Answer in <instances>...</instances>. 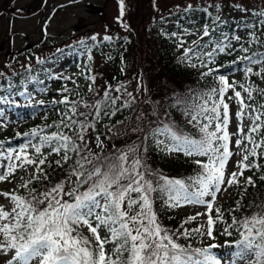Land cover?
I'll return each instance as SVG.
<instances>
[{
  "label": "snow or ice",
  "instance_id": "6c2138e0",
  "mask_svg": "<svg viewBox=\"0 0 264 264\" xmlns=\"http://www.w3.org/2000/svg\"><path fill=\"white\" fill-rule=\"evenodd\" d=\"M116 3L115 22L128 33L122 38L127 45L134 30L127 19L128 3ZM223 7L216 0L204 7L209 22L194 32L159 33L175 42L178 64L202 69L201 80L215 76L213 86L189 89L187 94L173 91L168 102V109L180 111L193 132H186L171 118L170 111L164 110V104L152 98L143 72L136 74L133 90L118 80L115 85L105 81L97 89L102 74L93 67L94 49L120 37L92 34L87 41L77 40L74 54L81 58L77 65L81 70L72 76L49 74L48 79H62L65 84L58 89V98L53 97L47 105L44 100L32 104L34 95L27 85H43L44 80L34 74L31 63L22 65L24 90H15L9 82L10 95L0 96V103L16 104L13 97H20L28 101V106H51L57 119L16 133L25 141L17 148L9 147L6 154L0 151V159L8 161L0 168V182L11 185L0 190L3 264H264V205L257 206L258 211L249 216L237 218L235 212L242 207L237 200L228 210L230 221H226L219 203L233 187L243 193L257 187L255 174L264 173L260 162L264 160V104L254 98V93L264 97V89L230 79L221 73L224 65L217 62L218 56L237 54L232 65L243 64L248 78L264 79V51L249 54L253 45L264 48V7L250 13L243 0H233L231 5L255 17L250 28L245 26L249 46L240 43L239 34L217 37L218 27L224 23ZM153 9L159 10L155 0ZM192 9L193 5L187 4L184 11ZM35 59L38 65L45 63L40 57ZM106 59L114 58L108 55ZM119 62L120 73L126 74L123 52L119 53ZM255 65L259 67L254 71ZM5 78V72L0 71V80ZM80 80L87 82L83 88ZM37 91L45 93L47 87ZM126 109L134 113L130 125L114 119ZM129 132L136 142L125 141L123 147H117L114 141ZM153 148L170 157L190 159L194 174L169 176L153 169L148 162ZM53 156L57 158L51 161ZM53 164L66 173L55 183L48 171ZM20 170L24 175L17 180ZM259 181L264 183V174L259 175ZM36 184H43V190ZM157 201L167 209L194 206L203 211L169 229L160 220ZM200 218L204 223L186 227ZM218 224L224 225L220 235L231 237L234 231L239 235V239L225 241L223 247L232 250L227 257L214 251L221 248L217 243L201 247L192 243L195 236L201 241H215Z\"/></svg>",
  "mask_w": 264,
  "mask_h": 264
},
{
  "label": "rangeland",
  "instance_id": "374dc122",
  "mask_svg": "<svg viewBox=\"0 0 264 264\" xmlns=\"http://www.w3.org/2000/svg\"><path fill=\"white\" fill-rule=\"evenodd\" d=\"M155 2L158 4V11L153 9L154 0H127V19L134 30L129 36L131 43L128 44L126 74L120 73V67L112 65L111 62L107 63L96 55L93 67L97 73L102 74L98 76V90L105 81L115 85L117 80L126 83L129 90H133L136 87V74L143 72L145 83L151 89L150 95L153 99L160 100L164 104V110H167L166 108L173 91L187 94L191 87L184 81L171 77L172 75H166L155 62L159 44L153 37L155 34L154 22L161 17L165 20H170L175 14L184 12L187 4H192L193 8H200L212 4L213 0H155ZM216 2L224 5L222 12L224 17L230 16L232 19H240L247 18L250 15L238 12L231 7L233 0H216ZM236 2H240V0H236ZM243 2L248 5L250 13L264 7V0H243ZM177 5H179V8L176 7ZM117 14L116 0H76L75 3L72 0H0V71L5 72L6 76H11L13 73H22L24 75L22 65L31 63L33 68H35L38 65L35 58L40 57L43 59L45 63L41 65L42 71L36 73V75L44 80V84H28L27 87L34 95L33 105L38 100H44L47 105L53 97L58 98V89L65 84L62 79H48L49 74L72 76L81 70L77 67L81 63V58L74 54V52L78 51L74 47L77 40L84 39L87 41V38L92 34H99L100 37L105 34H111L113 37H120L121 39L119 40L123 43L122 38L128 33L116 24L115 17ZM254 19L255 17L250 21H242L240 26L234 29V35L239 34L241 37L240 43L245 46L250 44V36L245 31V26L247 25L250 28ZM233 44H236V42L233 41ZM236 46L239 47V44H236ZM257 48V46L253 45L250 51ZM57 49H66V51L60 53L57 52ZM53 55H56V57L50 59ZM236 58L237 54H225L218 56L217 60L226 68H236V72L228 75V77L243 84L245 78L244 65L236 66L231 63ZM224 60L228 61L229 64L226 65V62H223ZM5 65H10V67L5 68ZM258 67V65L253 66V70L255 71ZM113 77H116V79H113ZM86 83V81L80 80L82 88ZM1 84L6 86L3 82ZM14 86H17L14 87L15 90H24L19 88L18 84ZM45 86L47 87V92L40 93L37 91ZM68 86L72 87L71 84H68ZM9 95V90L5 88L0 96L9 97ZM13 99L17 101L16 104L0 103V112L3 113L0 115V151H4L5 154L9 147L17 148L25 141L23 136L17 137L16 133L28 132L33 127L43 126L57 119L56 110L51 106L38 108L28 106V101L23 98L13 97ZM148 107L150 108V106ZM45 116L48 117L47 120L44 119ZM177 124L180 126L181 121H177ZM184 130L186 132L194 131L186 122ZM100 131H104L103 126H100ZM129 138L131 139L130 143L136 142V138L133 139V135L129 132L128 135L117 139H121L120 144L122 145L118 146L116 144L117 147H123L125 141H128ZM151 151H155L162 162H166V165L169 166V169L165 170V174L169 176L178 174L175 168L173 170L170 169V167L172 168L170 163L185 160L191 163L190 159L182 155L170 157L154 148ZM151 157L152 153L148 157V162L152 166ZM56 158L53 156L50 157V160L54 161ZM7 162L0 159V168ZM20 175H24L23 170L17 173V180ZM247 175L252 174L247 173ZM254 178L258 180L259 175L255 174ZM10 187L11 185L8 183L0 182V190H7ZM241 190L233 187L230 190V194L225 195L219 201L225 213L232 208L233 204L231 203L235 201ZM165 211L174 218L177 228L187 216L194 214L196 211H203V209L194 206L176 209L164 208L160 210V213ZM257 211L258 209L255 212ZM228 219L230 220L231 217L225 215V220L227 221ZM201 223H204L203 218L197 219L195 222L186 225V227L194 228ZM223 227L224 225L222 224L217 225V239L215 241H209L207 238L201 241L199 236H195L192 240L193 245L201 247L203 244L217 243L221 245V248L214 251L227 257L232 250L223 247V245L225 241L235 239L220 235ZM83 231L87 233L86 229ZM181 243H184V241H181ZM0 264H3L2 260H0Z\"/></svg>",
  "mask_w": 264,
  "mask_h": 264
},
{
  "label": "trees",
  "instance_id": "16d2710c",
  "mask_svg": "<svg viewBox=\"0 0 264 264\" xmlns=\"http://www.w3.org/2000/svg\"><path fill=\"white\" fill-rule=\"evenodd\" d=\"M215 15V11L213 9H209ZM223 17L224 23L220 24L217 30V37L223 38L224 36H233L234 35V29L236 27L240 26V23L242 21H250L253 19V15H249L247 18H240V19H232V17ZM208 15L204 12V7L200 8H193L191 11L188 12H181L178 14H175L171 17L170 20H161L158 19L154 22V31L155 34L153 35L154 39L158 41L159 49L157 52V55L155 56V62L157 63L158 67L168 76L174 77L177 80L184 81L187 83L192 90H200L201 88L213 86L215 82V76L210 78H205L204 80L200 79L199 71L197 69H191L184 65L178 64L176 62V55H177V49L175 47V42L171 39H165L163 36L159 35L162 31L166 32H182L183 30H188L189 32H194L197 29L201 28L203 24L208 23ZM191 39H195V37H191ZM233 43V41H232ZM258 47V46H257ZM264 51V48H257L256 50H251L249 54H251L252 51ZM123 52L124 56L126 57L127 62V53H128V44L125 45L124 43L120 42V40H114L111 43L104 42L100 47H97L94 49V54L98 57H100L103 61L111 62L112 65L121 67L122 65L119 62V53ZM108 55H111L114 59L113 60H107L106 57ZM242 55V54H239ZM56 55H53L50 59L55 58ZM218 62V60H217ZM223 62H226V65L229 64L228 61L224 60ZM220 64V62H218ZM216 66L215 64L213 65ZM41 65H37L34 69L36 70V73H39L41 71ZM236 68H222L221 73L228 76L232 75L236 72ZM19 75H11L6 76V78L1 81L0 80V95L2 94L3 89H8V83L11 82L13 86L15 84L19 85V88L21 87V79L26 75L22 73H18ZM3 82L6 84V86H3L1 84ZM247 83H253L255 88L258 89H264V79H261L259 76H252L250 78L246 77L244 78L243 84ZM17 87V86H14ZM9 90V89H8ZM162 95V94H159ZM157 95V96H159ZM254 98L256 99L257 103L264 104V97L255 95ZM148 107V106H146ZM170 111L171 117L177 122L181 121V127L184 128V124L186 122L185 117L182 115V113L176 109H168V106L166 108ZM134 113L130 112L129 110H124L123 113L118 114L115 119H123L125 121L126 125L131 124V119ZM108 121H104V125H107ZM133 135V134H132ZM133 139H135V135H133ZM120 140H115L114 142L118 144V146H122L120 144ZM128 143L131 142V139L129 138ZM152 157L150 158L152 160V168L161 170L165 174V170L169 169V166L166 165V162H162L161 158L158 154H156L155 151H151ZM149 153V154H150ZM262 164H264V160L260 161ZM172 165V168L170 169H176V172H178L177 175H171V176H179L184 177L188 175H192L194 170V165H192L188 160L185 161H177L174 163H170ZM49 176L51 178L52 183H55L59 181L63 176L66 175V173L60 169H57L55 165L53 164L51 169H48ZM62 174V175H61ZM253 174V173H251ZM257 175H261L264 173H256ZM258 177V176H257ZM257 181V187L252 188L249 187L246 193H243V190L239 192L237 195V198L235 201L231 204H233L232 207L235 206V203L237 200H240V203L242 205L241 209L235 212V215L237 218H242L244 216H249L253 214L260 205H264V183L256 179ZM51 186V185H48ZM36 187L39 190H43L44 185L43 184H36ZM161 222L167 226L169 229H176L175 226V220L174 218L168 214L166 211L163 213H160L161 209H164L165 207L160 203V201L156 202L155 205ZM225 215H228V212L225 213ZM227 221H230L229 219ZM85 235H88L86 232H84ZM239 239V235L237 232H233V235L231 236V239Z\"/></svg>",
  "mask_w": 264,
  "mask_h": 264
}]
</instances>
